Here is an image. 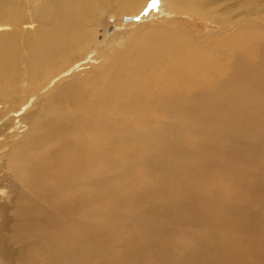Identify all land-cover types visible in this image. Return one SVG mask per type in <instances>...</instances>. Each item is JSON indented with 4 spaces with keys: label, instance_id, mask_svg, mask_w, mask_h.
<instances>
[{
    "label": "bare ground",
    "instance_id": "obj_1",
    "mask_svg": "<svg viewBox=\"0 0 264 264\" xmlns=\"http://www.w3.org/2000/svg\"><path fill=\"white\" fill-rule=\"evenodd\" d=\"M151 2L0 0V264H76L79 259L94 264L90 258L93 237L108 247L115 234L122 241L121 256L132 257L136 264L138 246L127 249V239L118 229L112 231L113 238L106 235L107 239L103 225L90 229L91 211L106 194L105 170L110 164H121L124 152H139L145 156V163L151 155L160 161L171 147L166 143L170 139L167 135L187 136L186 127L203 116L204 98L212 103L222 98L227 113L236 110L239 121L222 123L219 131L224 149L210 161L205 158L206 140H198L197 132L180 150L185 159L177 165L185 166L187 177L180 221L189 230L204 225L202 233L190 243L192 259L187 255L186 264H200L198 257L205 251L208 257L211 255L205 264H264V147L253 146L264 140V28L259 27L264 24V0H163V9L177 18L153 17L151 11L146 19L121 23L124 16L141 15ZM109 14L124 30L116 28L98 45L97 33ZM152 18L160 19L161 25L156 26ZM196 21L208 30L202 31ZM32 24L35 27L31 31L24 30L25 25ZM149 24L156 27L133 36ZM145 32L149 34L135 42ZM129 34L128 43L133 47L128 52L124 48ZM217 34L223 35L216 38ZM97 46L90 60L101 55L108 61L106 53L114 51L120 56L117 65L123 66L114 76L120 85L110 94L113 110L101 109L97 116L105 119L104 130L80 133L78 124L89 115L93 100L82 105L68 103L69 108H78L82 114L74 127L72 122L63 127L57 121H42L39 100L28 108L32 95L38 96L36 93L50 80L82 61ZM127 54L132 59H127ZM86 64L76 72H82ZM110 66L108 63L107 68ZM96 71L105 82L113 77L106 69ZM76 72L54 84L78 77ZM92 75L87 78L93 80ZM81 84L65 83L63 90L48 99L50 105L58 101L64 104L62 99L76 87L83 89ZM123 89L139 92L134 102H129ZM124 116L129 126L122 124ZM16 124H23L25 131L11 132ZM136 126L140 135L126 139ZM152 141L160 147L153 146ZM42 145H46L45 150ZM195 165L200 166L197 171ZM131 179L129 176L125 182L129 184ZM173 179L176 185L177 179ZM22 180L31 194L21 190ZM162 185L173 187L171 183ZM158 195L162 197V193ZM164 203L157 196L136 201L146 210ZM202 215L206 219L219 216L227 232H217L210 239L208 233L217 228ZM137 219L149 225L146 232H141L143 241L171 226L167 216L155 223L140 210ZM61 220L68 226H58ZM47 224L54 225L52 232L39 240L35 237L32 251L31 241L24 240L22 233ZM20 239L26 245L14 250L10 244ZM51 239L55 245L48 249ZM168 242L162 239L159 246ZM200 242L212 245L204 246L199 253ZM175 251L164 250L167 261L151 258L149 264H172L171 252L176 257ZM173 263L178 264L176 260Z\"/></svg>",
    "mask_w": 264,
    "mask_h": 264
},
{
    "label": "rangeland",
    "instance_id": "obj_2",
    "mask_svg": "<svg viewBox=\"0 0 264 264\" xmlns=\"http://www.w3.org/2000/svg\"><path fill=\"white\" fill-rule=\"evenodd\" d=\"M163 0H152L151 4L147 7V9L144 10L141 15H127L124 16L121 19L122 24H127L129 22L139 21L142 19H146L147 15L152 11L153 17L159 16L163 17L164 19L173 20L174 18H177L176 15L173 16L169 13H167L163 9ZM155 10V11H154ZM163 10V11H162ZM161 11V13H159ZM159 14V15H158ZM165 16H164V15ZM162 15V16H161ZM135 16V17H134ZM137 16V17H136ZM144 16V17H143ZM169 17V18H168ZM115 16L112 14L107 15L103 18V22L105 25L103 29H100L97 33L98 36V42L100 44L104 43L105 39L109 36H111L115 31L116 28L120 29L121 31L124 30L122 26L116 25L117 20L115 21ZM184 20L189 21V23L195 24L192 19L183 17ZM110 20V21H109ZM180 20V19H179ZM153 21V18L151 19ZM156 26L158 27L161 25L159 21L154 19ZM153 21V22H154ZM113 22V23H112ZM147 22H144V24ZM121 24V25H122ZM197 25H200V29L204 32L208 30L206 25L203 23L200 24L199 21H196ZM118 26V27H116ZM153 24H149L145 27H140L139 30L135 32L134 35L141 33L144 30H151L154 27H152ZM27 31H31L35 24L32 25H25L24 26ZM213 28V25L211 26ZM260 28H264V24H259ZM115 29V30H114ZM215 31H219L218 27L214 28ZM101 33V34H100ZM103 33V34H102ZM133 33V32H132ZM149 34V32H145L139 37L138 39H135V42H138L144 35ZM105 35V37L103 36ZM132 34H129L126 37V43H125V50H130L133 46L129 44V37ZM223 34H217L216 38L221 37ZM103 37V38H102ZM264 39V38H263ZM102 41V42H100ZM264 41V40H263ZM98 46L95 49L90 50V52L86 55V57L79 61L70 67H68L65 71L61 72L60 75L56 77V79L50 80L45 87L40 89L36 94L38 96H33L28 102L29 109L30 105H32L34 102H37L38 100L40 103L37 106L38 111L43 115L42 121H57L59 125H62L63 127L66 126L67 123L72 122V127L75 126V123L79 121L80 118H82L81 111L78 108H69L68 106L73 103L76 105H82L80 103H87L91 100L95 102L93 105V108L90 109L89 115L85 117V120H83L82 123L78 124L81 126L80 133H86L88 131H91V133H95L97 131L104 130L103 125L105 122L104 120H100L97 118L98 113L101 112V109L109 108L112 109L111 103H110V94L118 91L117 88L120 85V83L115 82L114 76L118 72V70H122L123 66L122 64L117 65L120 61V56L118 53H115L114 51L111 53H106L107 58L102 59L101 55H98L96 59L90 60L92 56L94 55V51H96ZM129 52V51H128ZM113 62L112 59L115 58ZM127 59H132L130 54H127ZM107 61V62H106ZM88 63L84 66V69L82 72L76 70L82 69L81 66L83 64ZM111 62V63H110ZM108 63L111 65L110 68H107ZM117 65V66H116ZM81 67V68H80ZM104 70L106 69L107 72L112 73L113 77L109 79L107 82L104 81L103 76L98 73L96 70ZM112 70V71H111ZM72 72H76V74H79L78 77L71 78L70 81L63 80L57 85H55V82H58L62 78L66 77L67 75L71 74ZM92 73L93 80L88 79L87 77ZM73 74V73H72ZM97 81L98 83H91V82ZM74 82L77 85L79 83H82V87L80 89L78 87L74 88V90L66 95L62 101H64V104H61L59 101L56 102L57 104L55 106L50 105L48 100L52 96L57 95L61 90L65 88V83H71ZM55 85V86H54ZM62 86H64L62 88ZM123 91L129 98V102H134V98L139 94L138 91L136 92H128L127 89L121 90ZM93 93V94H92ZM21 97V96H20ZM58 99V98H57ZM101 100V101H98ZM105 100L107 103H105ZM202 104V110H203V116L199 118L198 120H193L192 125H188L186 127L187 136H173V135H167L170 137L166 143L168 145H171V147L162 154V158L160 161L153 158V155H151V159L145 163V156L141 155L139 152H136L137 154L133 155L134 151L131 152H124L125 157L123 158V161L121 164L116 165H108L107 170H105L106 174V194L104 198L99 202V204L96 205L95 208L91 211V227L96 228L100 225H103L106 233L104 236V239H107L108 236L113 238L114 234L112 231L114 229L119 230V234L123 236L124 240H126V243L129 244L128 247H133L137 249L135 245L138 246V253L136 257V264H149L151 258L154 260H158L159 262H162V260L167 261L164 250L171 249L173 251L176 249L175 253L177 254L176 257L173 256L171 252V262L176 260V262L179 264H186V258L187 255L191 257V248L193 247L192 240L196 238L197 235L202 233L204 230V225H199L194 227L192 230L186 229V225H184L180 219L182 213H184L183 208V197L186 195V191L184 188V185H187V183H184L185 177V166L183 165H177L179 162L185 159V157L181 154L180 150L188 144L189 139L191 138V134L196 133V137L200 141L206 140L207 149L205 152V158L207 161H210L211 156L215 155L216 152H222L224 147L223 144L220 143L221 141V134L220 129L222 127V123L224 121H228L229 125L235 124L239 121V116L236 118L235 113L236 110H230V112L227 113L228 108L226 107L227 104L224 103L223 99H218L217 102L212 103L206 100L205 98L201 102ZM99 107V108H97ZM27 108V110H28ZM98 110V111H97ZM262 118L264 119V114H262ZM17 122V119L16 121ZM122 124L129 126V121L127 119V116H124ZM20 127V128H19ZM92 127V129H91ZM19 129V130H18ZM25 127L22 125H17L16 128L11 130V132H18L21 133L22 131H25ZM139 126L134 127L129 131V134L126 139L134 140L138 135H140ZM112 131L107 132L106 135L108 136L111 134ZM105 134V133H104ZM255 135L256 133L253 132ZM140 138V136H139ZM250 138V137H247ZM80 139V138H79ZM135 142V141H134ZM153 146H159V143L157 141H152ZM255 148L260 149L264 147V140H261L259 143L253 145ZM41 148L45 150L46 145H42ZM252 150V149H251ZM37 155V152H36ZM182 157V159H180ZM201 158L197 159L195 161V164H197ZM206 163H202L204 165ZM201 165V166H202ZM189 166V165H188ZM200 166L195 165V171ZM93 168H96V165L93 166ZM198 176L197 174H195ZM130 176L131 182L127 184L125 181ZM173 177L177 179V184L175 185V182L173 181ZM238 180L237 182H239ZM43 182L40 181L39 184ZM163 183H171L173 187L168 185H162ZM192 184V182H191ZM19 186L23 193L25 195L31 194L30 189L26 185H24V181L19 182ZM152 191V192H150ZM233 195V191H230ZM162 193V197L158 194ZM159 197L163 198L165 203L163 206L158 207L157 205L153 206L150 209H142L137 204L139 200H144L150 197ZM25 210V209H24ZM138 210H140L141 214L148 220H152L156 223V220L161 219L162 217L167 216L170 220V227L159 230L156 232L150 239H143L141 238V232L145 230V232L148 230L149 225H146L143 223V221H139L137 219V213ZM42 211V210H41ZM204 220H211L213 221V225L217 228V230L211 229L208 233V236L210 239L213 237L212 235H218L227 232L226 227L224 226V223L221 222V218L219 216H210L206 219L204 215ZM33 217H30V220H32ZM263 221V220H261ZM154 222L152 223V226L154 228ZM264 222V221H263ZM122 224V225H121ZM58 226L64 227L68 226V222L66 220H61L58 223ZM120 226H122L120 228ZM53 226L47 224L44 227L37 226L35 229H28L23 235V239L26 240L28 238L31 241V250H34L35 247V237L39 240L41 236L43 238L45 235L49 236V234L53 230ZM44 231V232H42ZM218 232V233H217ZM38 234V235H36ZM36 235V236H35ZM30 236V237H28ZM162 239H167L169 242L167 245L160 247L159 242ZM202 241V240H201ZM122 241L116 236L113 243L108 247H103V240L101 239H95L93 237L92 241V247L91 252L92 256H90L91 260L94 264H134V260L132 257L128 255H122L120 254L121 248H122ZM24 244L26 245L25 241L19 240L18 242H13L10 245L15 250L18 248L19 245ZM212 245L211 243H208L206 245H202L200 242L199 247V253L200 250L204 248V246ZM55 243L53 239L48 240V249L52 246H54ZM184 246V247H183ZM221 246V245H220ZM221 248H223L221 246ZM102 250V254L97 253ZM54 251V250H52ZM184 251V255H183ZM214 253V252H213ZM201 260L200 264H205L206 262H209L211 260L210 257L207 256V252L205 251L204 254L199 255L198 257ZM153 260V261H154ZM170 261V257H169ZM193 261V260H191ZM153 263V262H152ZM76 264H85V262L82 259H79Z\"/></svg>",
    "mask_w": 264,
    "mask_h": 264
}]
</instances>
